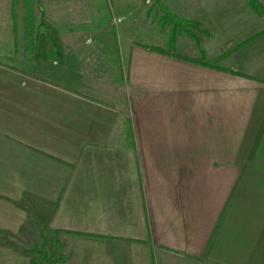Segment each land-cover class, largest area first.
Segmentation results:
<instances>
[{"label":"crops","instance_id":"0c3cea01","mask_svg":"<svg viewBox=\"0 0 264 264\" xmlns=\"http://www.w3.org/2000/svg\"><path fill=\"white\" fill-rule=\"evenodd\" d=\"M46 1L35 60L0 57V264H27L10 244L25 224L69 236L63 264H264V0H165L197 23L198 46L171 29L169 51L114 47L119 27ZM8 23L16 42L21 2L13 21L0 0ZM249 37L217 67L171 53L209 62Z\"/></svg>","mask_w":264,"mask_h":264},{"label":"rangeland","instance_id":"374dc122","mask_svg":"<svg viewBox=\"0 0 264 264\" xmlns=\"http://www.w3.org/2000/svg\"><path fill=\"white\" fill-rule=\"evenodd\" d=\"M18 1L19 0H17L15 8H19L21 1ZM45 1L46 0H34L33 2L35 23L39 20L40 16H42V20L46 23L47 18L45 17L44 13L49 12H46L44 10L43 2L45 3ZM171 1L178 2V0ZM46 2H48V0ZM165 2V0H59V2L54 1L53 4H50L49 8L53 9V13L55 10L57 11L58 9H61L62 13L65 12L66 14V16H64L66 20H71L73 21V23L84 27V29L95 27V25H104L105 29L106 27L109 28L110 26H117V28L119 27L118 29L120 30V32L117 31L115 34L116 38L118 39L114 40V47L116 44L118 46H122V44H124L123 42H125L126 40L125 37L132 36V39L150 41L152 40L165 43L166 48L168 49V41L172 32L171 29H180L181 26L176 23V20H179L178 17L171 11L170 5L166 4ZM107 10L109 12L108 14ZM53 18H56V16L50 15L48 19L52 21ZM56 19L52 22H57ZM143 20L145 21V25L148 27L144 33L137 31L136 28L130 30L129 34L125 33L126 31L123 30L122 26L124 24H132V26H135L138 25L139 22H143ZM182 21H184V19H182ZM55 26L57 27L58 23ZM187 26L188 28H190V30H195L196 28L192 24H189ZM44 30H50V32H53L54 29L53 27H51V25H49V27ZM10 31L11 29L8 23L7 26L4 27L0 32V57L3 56L2 58H7L8 56H11L9 57V60L19 62L22 56L23 41L22 38H18L19 40L17 39L16 42H14L13 36L12 39H10ZM194 32L197 35V31ZM185 40H189L188 42H190V39L184 34H182L178 38L179 45L177 47V51L181 53H190V51H188L185 47L184 43L182 44V41L184 42ZM89 46L93 48H89ZM89 49L94 50L93 43L86 47H83L81 51L88 52L90 51ZM97 53H100V51L98 50ZM113 54L114 56H112L114 67H112L114 68L115 72V62L120 61V59L118 58V55L120 56V54L118 50H115V52L113 50ZM14 55H16L17 57H15ZM29 57L30 56H28V58ZM106 57H108V54L106 55ZM199 57L200 55L198 54V58ZM57 236L58 237H55V239H53L51 236H48L47 238V236L43 233V230L39 225L25 224L13 236V244L18 248L25 247L29 249L34 248L37 250L42 249V251L47 254H49L52 249L55 248V251L58 254L62 255L60 258V264H63L67 255L68 244L71 241L69 239V236L63 233H58ZM57 238L60 240V242H57L55 244ZM34 254L37 255V252H35Z\"/></svg>","mask_w":264,"mask_h":264},{"label":"trees","instance_id":"16d2710c","mask_svg":"<svg viewBox=\"0 0 264 264\" xmlns=\"http://www.w3.org/2000/svg\"><path fill=\"white\" fill-rule=\"evenodd\" d=\"M20 1H21V5H22V29H23V32H22V41H23L22 56H23V58H25L28 55V56H30L29 57L30 59L35 60L38 27L46 29L47 27H49V24L45 23L42 20V16H40L39 20L36 23L34 22V3H33L34 0H20ZM249 2L252 6L259 9L256 0H249ZM16 3H17V0H11L10 12H11V16H12L13 21H14V16H15V5H16ZM176 23L181 26V29L187 35L194 38V41H195L196 45L198 46L197 35L192 30H190V28H188V26H187L189 24L197 25V23L187 22V21H182V20H176ZM262 31H264V30H262ZM262 31H260L258 33H261ZM252 37H249V38H247V39H245V40H243L237 44H231L230 46L224 48L220 54H218L216 57H214L209 62H203L204 53L200 47H198L199 55H200L199 58H195V57L184 55V54H176L174 52H171V53L174 56H176L180 59H183V60H189V61H193V62H201V63H205L206 65H209V66L217 67V65H215L216 61H218L219 59H221L222 57H224L228 53L232 52L233 50H235L237 47H239L240 45L247 42ZM48 38L50 39V36H48ZM173 42H174V32L172 30V32L170 34L169 41H168L167 51L173 49ZM152 48L157 50V51H160V52H165V50H163L162 48H160L158 46H152ZM229 71L235 72V70H229ZM235 73H237V72H235ZM59 231H62V230H56L57 233ZM57 242H60V240L58 238L56 239L55 244ZM10 244L19 253L28 256L27 264H60V261H61L60 258L62 255L58 254L55 251V248H53L52 251L49 254H47L44 251H42V249L37 250L34 248L29 249V248H25V247L18 248L14 244H12V243H10ZM35 252H37V255L34 254Z\"/></svg>","mask_w":264,"mask_h":264}]
</instances>
